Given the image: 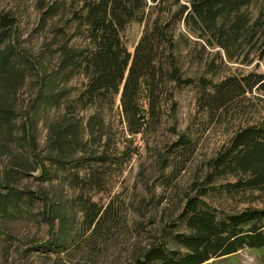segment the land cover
<instances>
[{
  "label": "trees",
  "instance_id": "obj_1",
  "mask_svg": "<svg viewBox=\"0 0 264 264\" xmlns=\"http://www.w3.org/2000/svg\"><path fill=\"white\" fill-rule=\"evenodd\" d=\"M256 1L68 0L64 2V28L52 29L54 38H64L54 48L52 44L44 48L56 56L51 67L43 63L44 51L31 56L16 48L9 30L14 22L0 14V154L8 157L0 172V215H22L39 204L41 219L51 226L57 224V231L41 248L65 251L76 240L74 230L78 233L81 226L95 234L109 208L97 207L79 194L83 216L80 227L73 225L72 213L60 207V196L43 185L55 180L75 188L103 184L105 168L120 162L108 133V115L117 100L121 122L128 133L136 135L159 126L170 85L194 87L197 106L207 111L217 109L232 94L254 90L264 96V72L214 81L204 73L189 75L181 59L185 46L197 48L201 57L217 48L215 54L223 52L230 62L250 64V54L263 59L264 0L253 16L250 7ZM62 5L43 9L40 22L58 14ZM133 23L143 27L138 39L129 44L126 31ZM71 29L73 36H82L81 44L70 43ZM207 68L215 71L217 65L208 61ZM27 77H33L36 88L27 103L26 119L17 124L10 97ZM76 77L80 83L69 84ZM141 103L146 109L143 129L138 119ZM55 111L56 115H50ZM42 113L46 134L39 147L34 129ZM191 142L182 131L164 150L180 155L190 149ZM11 143L20 148L18 154ZM170 155L161 156L165 165ZM206 164L208 182L234 177V182L222 187L229 191L263 189L264 120L234 130ZM34 171L40 186L35 190L20 187ZM243 248L264 249V203L222 212L200 196L188 195L175 218L162 226L159 236L131 264H206Z\"/></svg>",
  "mask_w": 264,
  "mask_h": 264
},
{
  "label": "rangeland",
  "instance_id": "obj_2",
  "mask_svg": "<svg viewBox=\"0 0 264 264\" xmlns=\"http://www.w3.org/2000/svg\"><path fill=\"white\" fill-rule=\"evenodd\" d=\"M66 1L0 0V14L9 15L14 22L9 30L16 48L31 56L44 51L43 63L47 67L54 66L56 56L52 50L44 49L45 46L52 44L54 48L64 38H54L52 29L56 26L64 28ZM259 1L250 7L253 16L257 13ZM55 3L64 6L60 7L58 14L41 23V11ZM142 27L138 23L130 25L126 31L129 44L138 39ZM72 32V29L68 30L69 34ZM82 41V36L78 35H72L70 39L73 45ZM216 49H208L210 54L204 53L201 57V54H196L197 48L183 47V68L189 75L204 73L214 81L250 71L264 72V58L257 59L250 54L248 58L253 59L250 64L230 62L223 52L216 55ZM212 60L217 65L215 71L207 68V62ZM79 83L80 78L76 77L69 84ZM35 88L33 77H27L10 97L17 124L26 119L27 103ZM169 89L171 95L164 104L165 113L159 126L141 130L136 135L126 131L121 122L119 101H116L114 110L108 115V133L120 162L105 168L103 184L91 183L84 188H75L67 181L55 180L43 185L60 196V207L64 212L72 213L73 225L80 227L83 216L82 204L77 198L79 194L97 207L109 208L98 231L92 235L81 226L78 233L74 230L76 240L69 244L67 250L44 251L41 246L52 238L57 224L51 226L41 219L39 204L22 215H0V264H131L134 256L159 236L162 226L175 218L188 195H198L210 207L222 212H237L264 203V188L229 191L222 184L234 182V177L214 182L205 179L208 172L206 162L227 143L233 131L242 125L264 120V96L254 90L244 95L232 94L217 109L207 111L197 106L194 87L172 88L170 85ZM39 117L34 135L41 147L46 127L43 113ZM138 119L141 129L145 128L146 109L143 103L138 109ZM182 131L191 137V147L180 155H170L171 152L165 151L164 146L176 140ZM10 148L17 154L20 151L15 143H11ZM164 154L170 155L168 165L161 161ZM7 158V155L0 154V172ZM36 174L37 171L31 172L20 182V187L37 189L40 185L33 177ZM206 264H264V249L243 248L233 256L211 259Z\"/></svg>",
  "mask_w": 264,
  "mask_h": 264
}]
</instances>
